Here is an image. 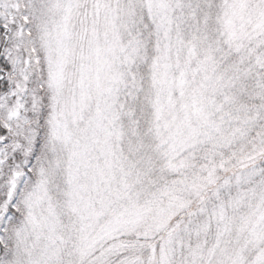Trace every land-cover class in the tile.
I'll use <instances>...</instances> for the list:
<instances>
[{
  "label": "snow or ice",
  "instance_id": "6c2138e0",
  "mask_svg": "<svg viewBox=\"0 0 264 264\" xmlns=\"http://www.w3.org/2000/svg\"><path fill=\"white\" fill-rule=\"evenodd\" d=\"M0 264H264V0H0Z\"/></svg>",
  "mask_w": 264,
  "mask_h": 264
}]
</instances>
